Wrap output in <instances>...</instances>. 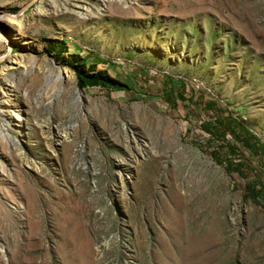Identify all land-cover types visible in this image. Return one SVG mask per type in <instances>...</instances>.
I'll use <instances>...</instances> for the list:
<instances>
[{"label": "rangeland", "instance_id": "rangeland-1", "mask_svg": "<svg viewBox=\"0 0 264 264\" xmlns=\"http://www.w3.org/2000/svg\"><path fill=\"white\" fill-rule=\"evenodd\" d=\"M0 124V264H264V0H0Z\"/></svg>", "mask_w": 264, "mask_h": 264}, {"label": "trees", "instance_id": "trees-1", "mask_svg": "<svg viewBox=\"0 0 264 264\" xmlns=\"http://www.w3.org/2000/svg\"><path fill=\"white\" fill-rule=\"evenodd\" d=\"M67 47L63 44H59L57 41H51L47 47L46 53L53 57V59L62 64L64 67L70 68L77 77V85L80 90L85 88H101L114 92H125L130 87L121 82L120 80L112 77L107 71L97 72L96 67L87 62L86 58H82L80 55H72L70 58H66L64 54L67 51ZM210 121L206 120L203 124L204 129L207 132L209 130ZM245 143H247L245 141ZM249 146V143L248 145ZM253 194V190L250 191Z\"/></svg>", "mask_w": 264, "mask_h": 264}, {"label": "bare ground", "instance_id": "bare-ground-1", "mask_svg": "<svg viewBox=\"0 0 264 264\" xmlns=\"http://www.w3.org/2000/svg\"><path fill=\"white\" fill-rule=\"evenodd\" d=\"M7 17V16H6ZM7 21L8 22H14V20H15V18L14 19H10V16L9 17H7ZM20 23V22H19ZM21 62V61H20ZM17 63H18V61L16 60V61H14L13 59L12 60H10V62H9V66H10V68H13L14 67V65H17ZM70 72H67V76L71 79L72 78V75L71 74H69ZM1 125V124H0ZM2 126V125H1ZM7 127V125L6 124H3V126H2V129H4L3 127ZM10 126V125H9ZM1 130V129H0ZM9 131V130H8Z\"/></svg>", "mask_w": 264, "mask_h": 264}]
</instances>
